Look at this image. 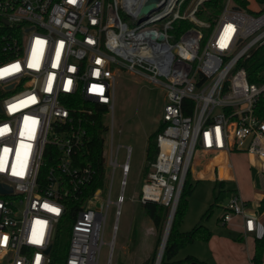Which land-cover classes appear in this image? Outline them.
Masks as SVG:
<instances>
[{
  "label": "built area",
  "instance_id": "1",
  "mask_svg": "<svg viewBox=\"0 0 264 264\" xmlns=\"http://www.w3.org/2000/svg\"><path fill=\"white\" fill-rule=\"evenodd\" d=\"M203 1L0 0V184L10 189L0 193V264H97L113 176L107 196L101 188L85 195L96 170L76 161L86 132L75 114H92L87 102L112 112L121 69L164 90L157 152L137 201L175 211L197 151L246 153L264 175V70L250 82L244 66L264 45V6L223 0L209 23L197 16ZM148 2L154 9L141 18ZM180 20L194 25L177 29ZM125 148L122 164L112 151L106 163L102 151L106 180L107 164L121 166L118 207ZM232 167L226 160L224 168ZM69 201L78 203L69 241L54 261ZM260 206L231 191L220 223L240 219L242 234L261 237ZM247 264H264V249Z\"/></svg>",
  "mask_w": 264,
  "mask_h": 264
},
{
  "label": "rangeland",
  "instance_id": "2",
  "mask_svg": "<svg viewBox=\"0 0 264 264\" xmlns=\"http://www.w3.org/2000/svg\"><path fill=\"white\" fill-rule=\"evenodd\" d=\"M249 2L251 8H254L253 0ZM121 15L123 20L130 24L125 14ZM199 19L205 21L203 18ZM163 102V89L124 69L118 72L114 84L113 110L112 112L108 110L103 118L108 126L103 158L108 163L112 151L117 162L122 164L126 159V146L131 147V153L123 188V201L119 207L115 201L121 192L123 178L121 166L114 170L109 164L106 167L107 180L105 179V185L101 188L102 196L108 195L110 178L113 176L110 198L114 203L107 206L102 233L104 243L100 246L97 264H135L152 256L155 263L160 246L157 231L151 220L142 213L137 197L141 183L149 170L147 167L145 172L143 171L146 163L147 136L158 126ZM119 145L122 147L117 149ZM230 161L233 167L227 171L224 168L225 154L196 152L193 174H190L193 189L187 196V209L179 228L181 231L190 230L211 207L208 218L202 223L212 234L208 241L196 238L186 244L177 252L174 259L192 255L201 264H239L246 259L247 252L252 254L256 235L250 234L239 238L233 227L220 223V216L230 192L236 189L247 200L248 206L253 200L262 201L264 175L260 176L258 163H252L246 153H233ZM215 164H218L220 169H215ZM112 239L113 253L109 262L108 243Z\"/></svg>",
  "mask_w": 264,
  "mask_h": 264
},
{
  "label": "trees",
  "instance_id": "3",
  "mask_svg": "<svg viewBox=\"0 0 264 264\" xmlns=\"http://www.w3.org/2000/svg\"><path fill=\"white\" fill-rule=\"evenodd\" d=\"M235 1L243 7H246L248 4L247 0ZM256 1L264 6V0ZM222 3L223 0H204L198 8L197 16L199 18H203L206 22L212 23L219 14ZM193 25L194 24L189 20H180L175 24V28L185 29ZM244 66L247 70L248 80L250 82H256L257 76L264 70V45L258 48L253 55L244 62ZM85 105L86 107L91 108L93 112L92 114H75V119L79 120L80 125L86 132V139L77 150L75 158L78 164H91L96 170L95 176L86 188L85 195L87 196L91 194L94 189L103 188L105 185V166L102 162V151L105 144V136L108 131V126L103 121L104 115L107 112V108L104 105L91 102H87ZM261 105H264V101H261ZM162 126V122L159 121L158 126L147 136L145 149L146 163L143 168L144 172L155 158L157 152L156 136L161 131ZM190 177L191 175L189 174L175 208L159 264H189L193 261L198 262V260L192 255H187L183 259L177 260L174 259V256L182 247L193 242L196 238L208 241L212 234V232L202 223L204 219L208 218L211 212V207L206 210L201 220L190 230L181 231L179 228L187 209V196L191 194L193 189ZM77 204L78 203L75 201H69L70 208L60 219L57 225L55 244L57 247L62 249V252L60 255L54 256V261H60L64 257L65 248L67 247L69 241V230L75 217V207ZM139 206L142 213L147 216L149 220H151L153 227L157 231L158 244H160L169 216V207L151 200H147L144 203L139 202ZM260 209H264V196L261 201ZM134 238L135 237H133V239ZM263 249L264 232L261 237L254 238L253 256H261ZM153 263L154 257L152 256L151 258H146L135 264Z\"/></svg>",
  "mask_w": 264,
  "mask_h": 264
},
{
  "label": "water",
  "instance_id": "4",
  "mask_svg": "<svg viewBox=\"0 0 264 264\" xmlns=\"http://www.w3.org/2000/svg\"><path fill=\"white\" fill-rule=\"evenodd\" d=\"M153 9H154V4L152 2H148V3L144 4L141 7V9H140V17L141 18L148 17L150 12ZM9 191H10V189H9L8 186L0 184V193H7ZM171 211H172V209L170 210V213H171ZM170 213H169L166 225H165V229H164V232H163V235H162V238H161V242H160V246H159V250H158L157 255L159 254L160 250L163 251V248H164L165 238L167 237V233H168V230H169L168 223H169V219H170ZM156 259H157V256H156ZM156 259H155V263L154 264H156ZM189 264H200V263H198L196 261H193V262H191Z\"/></svg>",
  "mask_w": 264,
  "mask_h": 264
},
{
  "label": "crops",
  "instance_id": "5",
  "mask_svg": "<svg viewBox=\"0 0 264 264\" xmlns=\"http://www.w3.org/2000/svg\"><path fill=\"white\" fill-rule=\"evenodd\" d=\"M218 153H222V152H218ZM223 154H224V153H223ZM225 157H226V160H227V161L231 162V161H230V159H231V154H230V155H225ZM247 157H248V159H249L252 163L255 162L254 157H252V156H250V155H247ZM231 164H232V163H231ZM215 169H220V166L218 165ZM261 194H263V192H261ZM262 196H263V195H262ZM253 201H254V200H253ZM260 218H261L262 222L264 223V212H262ZM230 226L233 227V228L236 230V232H238L239 237H247L248 235H250V234H242V232H241V220H240V219H236V220H235ZM253 247H254V240H253ZM252 255H253V252H252V254H250V253L247 252V257H246V259H245L243 262L239 263V264H247L248 259H249L250 257H252Z\"/></svg>",
  "mask_w": 264,
  "mask_h": 264
},
{
  "label": "bare ground",
  "instance_id": "6",
  "mask_svg": "<svg viewBox=\"0 0 264 264\" xmlns=\"http://www.w3.org/2000/svg\"><path fill=\"white\" fill-rule=\"evenodd\" d=\"M173 215H174V210H172L171 213H170V219H169V223H168L169 228H170V225H171L170 222L172 221ZM165 241H166V238H165ZM161 255H162V251L160 250L159 254L157 255L156 264L160 263Z\"/></svg>",
  "mask_w": 264,
  "mask_h": 264
},
{
  "label": "snow or ice",
  "instance_id": "7",
  "mask_svg": "<svg viewBox=\"0 0 264 264\" xmlns=\"http://www.w3.org/2000/svg\"><path fill=\"white\" fill-rule=\"evenodd\" d=\"M15 67V66H14Z\"/></svg>",
  "mask_w": 264,
  "mask_h": 264
}]
</instances>
